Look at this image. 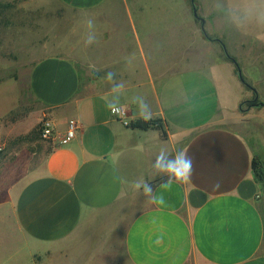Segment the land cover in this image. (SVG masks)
Instances as JSON below:
<instances>
[{
    "label": "crops",
    "instance_id": "1",
    "mask_svg": "<svg viewBox=\"0 0 264 264\" xmlns=\"http://www.w3.org/2000/svg\"><path fill=\"white\" fill-rule=\"evenodd\" d=\"M59 1L102 16L83 56L88 72L98 73L86 86L106 90L81 94L71 58L32 65L30 94L48 110L58 137L19 182L0 171V264H264V177L251 166L257 157L264 174V134L249 129L239 110L242 82L235 65L220 58L264 54V39L234 34V0L227 11L198 0L197 69L187 55L166 62L140 41L139 0ZM139 96L151 119L164 122L166 138L127 127L142 119ZM116 104L122 114L109 107ZM70 120L78 130L60 144ZM162 149L192 157L190 183L159 187L167 177L153 178L151 165ZM141 176L164 205L133 190Z\"/></svg>",
    "mask_w": 264,
    "mask_h": 264
},
{
    "label": "rangeland",
    "instance_id": "2",
    "mask_svg": "<svg viewBox=\"0 0 264 264\" xmlns=\"http://www.w3.org/2000/svg\"><path fill=\"white\" fill-rule=\"evenodd\" d=\"M208 1L219 2L220 10L227 11L229 0ZM139 4L136 28L140 41L166 62L187 55V64L197 69L199 21L192 15L191 0H139ZM193 4L198 16V0ZM101 17L99 12L71 9L59 0H0V171L10 179L19 182L28 169L39 166L51 148L50 141L41 137V127L44 120L52 119L28 86L30 69L37 60L48 56L71 58L79 71L81 94L106 90L86 86L98 73L88 72L83 56L89 31L86 21L94 20L95 33ZM125 26L130 28L127 23ZM212 26L219 31L227 25ZM242 30L264 39V26L250 25ZM237 31L241 30L236 28L234 34ZM127 45L132 51L137 49L134 40ZM220 58L233 65L221 52ZM231 58L247 84L242 83L244 98L239 110L247 114L249 129L264 134V109L253 106L264 103V54Z\"/></svg>",
    "mask_w": 264,
    "mask_h": 264
},
{
    "label": "clouds",
    "instance_id": "3",
    "mask_svg": "<svg viewBox=\"0 0 264 264\" xmlns=\"http://www.w3.org/2000/svg\"><path fill=\"white\" fill-rule=\"evenodd\" d=\"M234 8L236 9L237 16L233 21L236 28L244 29L250 25L264 26V0H234ZM88 28V36L86 44L90 45L95 40L94 27L95 22L93 19L86 21ZM112 73H109L105 79L111 81ZM123 87L122 84L117 85L113 91H118ZM138 101V115L145 121L152 118L151 108L146 100L139 96ZM114 114H120L122 108L119 104L109 106ZM193 174V159L189 156L184 149L177 150L174 154L161 150L155 157L151 165V175L153 178L167 177V179L159 185L160 188L167 189L173 183L187 184L191 182ZM131 187L134 191L145 196L149 203L164 205L166 203L162 194L157 195L152 185L146 181L143 176L131 182ZM219 187V184L215 185Z\"/></svg>",
    "mask_w": 264,
    "mask_h": 264
},
{
    "label": "trees",
    "instance_id": "4",
    "mask_svg": "<svg viewBox=\"0 0 264 264\" xmlns=\"http://www.w3.org/2000/svg\"><path fill=\"white\" fill-rule=\"evenodd\" d=\"M226 58H227V60H229L232 63L235 62L234 59L229 57V56H226ZM238 68H239V66H238ZM235 72L237 75L238 69L236 67H235ZM243 80H244L243 84H246V80L244 78H243ZM255 104H258V103H255ZM255 104H253V106H255ZM257 107H259V106H257ZM127 127L130 129H138V130H142V131H146L149 129L159 130L161 133V137L166 138V134L164 131V122L161 119H150L148 121H145L143 119H138V120L129 122L127 124ZM251 166H252L254 173L258 177V179L262 180L264 177V174H263V170H262V165H261V163L257 157L252 158Z\"/></svg>",
    "mask_w": 264,
    "mask_h": 264
},
{
    "label": "built area",
    "instance_id": "5",
    "mask_svg": "<svg viewBox=\"0 0 264 264\" xmlns=\"http://www.w3.org/2000/svg\"><path fill=\"white\" fill-rule=\"evenodd\" d=\"M120 114H122V112H120ZM77 130H78L77 123L73 120H70L67 123L66 130H65L63 137L59 139L60 144H66L72 139H74ZM41 137L44 140H48L51 142L54 141L58 137V135L55 132V127L51 120L46 119L43 121L42 127H41Z\"/></svg>",
    "mask_w": 264,
    "mask_h": 264
},
{
    "label": "water",
    "instance_id": "6",
    "mask_svg": "<svg viewBox=\"0 0 264 264\" xmlns=\"http://www.w3.org/2000/svg\"><path fill=\"white\" fill-rule=\"evenodd\" d=\"M191 3H192V15L195 17V18H197V19H199L198 18V16H197V10H196V7H195V5L193 4V0H191ZM200 21H201V29H202V31H203V33H205L204 32V29H203V21L200 19ZM226 56H228L227 54H226ZM234 65H235V67L238 69V72H237V77H238V79L240 80V82H242V83H244V80H243V78H242V75H241V71H240V69L238 68V65H237V63L236 62H234ZM245 85H247V84H245ZM256 107L257 106H259V107H263V109H264V103H258V104H256L255 105ZM264 113V112H263Z\"/></svg>",
    "mask_w": 264,
    "mask_h": 264
},
{
    "label": "flooded vegetation",
    "instance_id": "7",
    "mask_svg": "<svg viewBox=\"0 0 264 264\" xmlns=\"http://www.w3.org/2000/svg\"><path fill=\"white\" fill-rule=\"evenodd\" d=\"M226 55V54H225ZM235 61V60H234ZM234 64V63H233Z\"/></svg>",
    "mask_w": 264,
    "mask_h": 264
}]
</instances>
